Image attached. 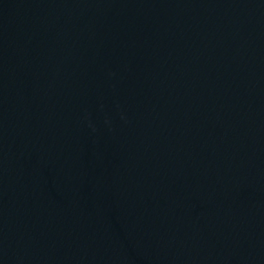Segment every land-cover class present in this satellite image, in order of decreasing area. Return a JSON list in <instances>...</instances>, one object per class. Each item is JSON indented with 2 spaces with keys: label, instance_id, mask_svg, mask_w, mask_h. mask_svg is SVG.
<instances>
[{
  "label": "water",
  "instance_id": "obj_1",
  "mask_svg": "<svg viewBox=\"0 0 264 264\" xmlns=\"http://www.w3.org/2000/svg\"><path fill=\"white\" fill-rule=\"evenodd\" d=\"M0 264H264V0H0Z\"/></svg>",
  "mask_w": 264,
  "mask_h": 264
}]
</instances>
